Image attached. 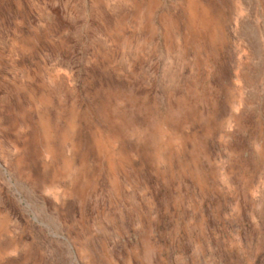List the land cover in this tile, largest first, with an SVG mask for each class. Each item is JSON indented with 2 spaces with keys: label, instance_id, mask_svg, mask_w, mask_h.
Returning <instances> with one entry per match:
<instances>
[{
  "label": "rangeland",
  "instance_id": "rangeland-1",
  "mask_svg": "<svg viewBox=\"0 0 264 264\" xmlns=\"http://www.w3.org/2000/svg\"><path fill=\"white\" fill-rule=\"evenodd\" d=\"M0 264H264V0H0Z\"/></svg>",
  "mask_w": 264,
  "mask_h": 264
}]
</instances>
